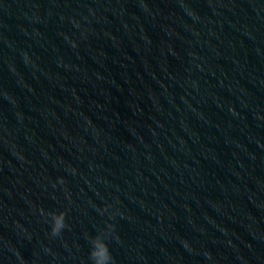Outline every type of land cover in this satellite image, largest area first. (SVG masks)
Wrapping results in <instances>:
<instances>
[{"label": "water", "instance_id": "1", "mask_svg": "<svg viewBox=\"0 0 264 264\" xmlns=\"http://www.w3.org/2000/svg\"><path fill=\"white\" fill-rule=\"evenodd\" d=\"M94 240L264 264V0H0V264Z\"/></svg>", "mask_w": 264, "mask_h": 264}, {"label": "clouds", "instance_id": "2", "mask_svg": "<svg viewBox=\"0 0 264 264\" xmlns=\"http://www.w3.org/2000/svg\"><path fill=\"white\" fill-rule=\"evenodd\" d=\"M62 182V181H61ZM65 227V213L60 212L54 217V224L52 225L51 234L53 236L59 235L61 230ZM90 259H93L96 264H111L113 257L109 251L108 245L93 241V248L90 251Z\"/></svg>", "mask_w": 264, "mask_h": 264}]
</instances>
